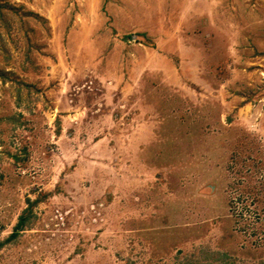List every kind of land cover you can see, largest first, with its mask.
<instances>
[{
  "label": "rangeland",
  "instance_id": "rangeland-1",
  "mask_svg": "<svg viewBox=\"0 0 264 264\" xmlns=\"http://www.w3.org/2000/svg\"><path fill=\"white\" fill-rule=\"evenodd\" d=\"M0 264H264V0H0Z\"/></svg>",
  "mask_w": 264,
  "mask_h": 264
}]
</instances>
